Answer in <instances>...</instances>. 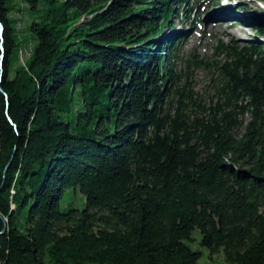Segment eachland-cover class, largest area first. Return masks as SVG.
<instances>
[{
	"label": "trees",
	"instance_id": "trees-1",
	"mask_svg": "<svg viewBox=\"0 0 264 264\" xmlns=\"http://www.w3.org/2000/svg\"><path fill=\"white\" fill-rule=\"evenodd\" d=\"M190 12L0 0V264H198L195 230L210 257L264 264V46L220 47L201 103L173 52ZM67 190L83 209H60Z\"/></svg>",
	"mask_w": 264,
	"mask_h": 264
},
{
	"label": "rangeland",
	"instance_id": "rangeland-1",
	"mask_svg": "<svg viewBox=\"0 0 264 264\" xmlns=\"http://www.w3.org/2000/svg\"><path fill=\"white\" fill-rule=\"evenodd\" d=\"M228 4L231 16L222 18L219 11ZM243 5V6H242ZM190 17L187 21L172 19L175 31H181L183 37L174 45L176 70L181 72L182 85L201 103L209 104L215 100V90L219 85L216 64L226 61L225 51L220 47L239 49L250 43L264 46V36H256L254 29L244 27L237 22L256 23L264 20V2L260 0H189ZM179 22V23H178ZM252 26V25H251ZM172 36L164 33L155 41ZM31 54V49H24L21 63ZM200 61L206 64L200 65ZM209 61V62H208ZM246 117L244 118V120ZM243 129L238 131V137ZM84 198L77 192L67 190L62 196L60 209H83ZM190 248L201 253L198 264H226L222 255L210 257L208 251L200 245L201 235L195 230L191 235Z\"/></svg>",
	"mask_w": 264,
	"mask_h": 264
},
{
	"label": "bare ground",
	"instance_id": "bare-ground-1",
	"mask_svg": "<svg viewBox=\"0 0 264 264\" xmlns=\"http://www.w3.org/2000/svg\"><path fill=\"white\" fill-rule=\"evenodd\" d=\"M227 6H228V4H226L223 7H221L222 11H219V15H221V17L219 18V21H221V19L224 18V17L228 18V17L231 16V8H229Z\"/></svg>",
	"mask_w": 264,
	"mask_h": 264
}]
</instances>
